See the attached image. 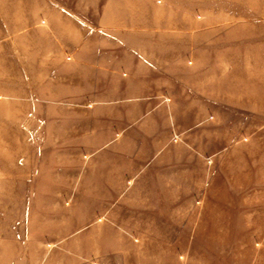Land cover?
Wrapping results in <instances>:
<instances>
[{
    "label": "rangeland",
    "instance_id": "374dc122",
    "mask_svg": "<svg viewBox=\"0 0 264 264\" xmlns=\"http://www.w3.org/2000/svg\"><path fill=\"white\" fill-rule=\"evenodd\" d=\"M108 1L55 0L149 20L101 89L0 43V264H264V0Z\"/></svg>",
    "mask_w": 264,
    "mask_h": 264
},
{
    "label": "crops",
    "instance_id": "0c3cea01",
    "mask_svg": "<svg viewBox=\"0 0 264 264\" xmlns=\"http://www.w3.org/2000/svg\"><path fill=\"white\" fill-rule=\"evenodd\" d=\"M129 1L110 0L106 5L110 7L116 4L124 7ZM119 10L126 12L128 9L124 7ZM70 11L55 0H0V43L7 44L6 58L17 60L24 56L47 60L73 54L77 60H82L86 55V58L93 59L96 69H99L95 71V84L99 89L103 85L104 67L108 69V74L112 75H117L118 70L123 67L131 66V61H138L139 67L150 68V60L144 50L134 51L136 47L145 44V35L146 40L150 37L149 20L137 23L136 27L140 31L135 40L132 32L134 24L129 23L125 17L115 20L112 16V19H106L101 25L88 26ZM56 21L64 23L61 31L55 28ZM54 50L57 53H54ZM84 67L86 70V65ZM79 78V84L80 81L81 84L85 81L90 85L86 76ZM112 83L117 85L115 80H112ZM14 93L15 97L18 96L16 90ZM54 95L53 91L50 98H54Z\"/></svg>",
    "mask_w": 264,
    "mask_h": 264
}]
</instances>
